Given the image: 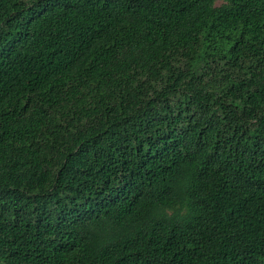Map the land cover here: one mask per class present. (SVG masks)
<instances>
[{
	"label": "trees",
	"instance_id": "1",
	"mask_svg": "<svg viewBox=\"0 0 264 264\" xmlns=\"http://www.w3.org/2000/svg\"><path fill=\"white\" fill-rule=\"evenodd\" d=\"M0 264H264V0H0Z\"/></svg>",
	"mask_w": 264,
	"mask_h": 264
}]
</instances>
